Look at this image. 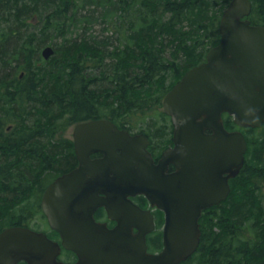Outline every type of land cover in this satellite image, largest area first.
Here are the masks:
<instances>
[{"label":"trees","instance_id":"16d2710c","mask_svg":"<svg viewBox=\"0 0 264 264\" xmlns=\"http://www.w3.org/2000/svg\"><path fill=\"white\" fill-rule=\"evenodd\" d=\"M229 1L0 0V231L29 226L26 218L42 213L41 172L74 166L67 127L108 118L131 130L162 106L219 42ZM251 3L248 18L264 25V0ZM45 45L54 48L48 59L40 54ZM223 118L226 128H239ZM239 129L247 141L241 177L203 211L199 246L180 264H264V197L250 181L264 175V123ZM152 241L160 248L161 233Z\"/></svg>","mask_w":264,"mask_h":264},{"label":"water","instance_id":"95a60500","mask_svg":"<svg viewBox=\"0 0 264 264\" xmlns=\"http://www.w3.org/2000/svg\"><path fill=\"white\" fill-rule=\"evenodd\" d=\"M251 8L250 0H230L219 20V42L164 95L173 146L157 163L143 133L131 134L108 119L74 126L78 164L51 181L40 200L60 242L42 231L9 226L0 231V264H180L192 256L202 211L226 199L229 179L244 164V134L226 129L222 113L239 127L264 123V25L247 18ZM53 53L51 45L41 50L44 59ZM95 152L102 156L91 159ZM168 165L175 169L167 173ZM136 194L163 211L159 251H147L154 220L129 198ZM98 207L117 222L113 228L94 220ZM62 248L77 260L59 259Z\"/></svg>","mask_w":264,"mask_h":264},{"label":"rangeland","instance_id":"374dc122","mask_svg":"<svg viewBox=\"0 0 264 264\" xmlns=\"http://www.w3.org/2000/svg\"><path fill=\"white\" fill-rule=\"evenodd\" d=\"M98 29L100 28L99 26H96ZM44 46L41 47V49ZM143 121L140 122L136 127L132 128L131 131L134 132H139L141 131V129H143V131H145L147 134L149 133L150 138L152 136V140H154L155 142H159L158 145L160 146V150H163L166 146H168L170 143L166 140L165 138L167 136L170 135L171 131V120L169 118V116H167L163 109L162 106L160 107H156L154 109H152L151 111L148 112V114L146 115L145 118H140ZM9 124L6 125V127L8 128L7 130L11 131L12 126L9 127ZM73 125L67 127V129L64 130V132L62 133L63 138H68L72 140V130H73ZM10 128V129H9ZM159 130L161 132L163 136H157L156 131ZM171 137V136H170ZM60 172H56L55 170L53 171H43L41 172L40 175V184L41 186H43V190L41 192V195L44 191V189L46 188V186L52 181V179L54 177H56ZM241 176H238L236 178H234V180L236 181V179H240ZM230 181L231 186H233L235 181ZM250 181L253 182L255 184V186L257 188L260 189V191H262L263 185H264V175H260V174H254L250 176ZM39 187V185H38ZM40 195V198H41ZM38 194L35 195V199L38 198ZM39 198V200H40ZM20 205V204H19ZM43 213H32L31 216H28L29 218H26L25 222L29 225L30 228H34V229H38V230H46L48 231V226H46V219L45 217L42 215ZM162 217V216H161ZM162 228V223L157 225V232H160ZM152 248V247H150ZM157 248H152V250H156Z\"/></svg>","mask_w":264,"mask_h":264},{"label":"flooded vegetation","instance_id":"af4514ba","mask_svg":"<svg viewBox=\"0 0 264 264\" xmlns=\"http://www.w3.org/2000/svg\"><path fill=\"white\" fill-rule=\"evenodd\" d=\"M34 17L35 16H33V18ZM118 127L126 128V127H121V126H118ZM172 129H173V126L171 124V128H170V131H171V133H170L171 139L170 140L171 141H170V144L168 146H166L163 150H160V148H159L160 146L154 140H150L149 137L144 132H142L149 140V144L147 145V148L152 155L154 163H157V161L159 160V158L162 155V152L166 148L173 146ZM131 132L134 133V131H131ZM73 151H74V149H73ZM74 155H75V152H74ZM101 156H102V154L99 152H95V153L90 154L91 159H97V158H100ZM75 159H76V162H75L74 166H72L69 170H71L77 166L78 161H77L76 155H75ZM174 169L175 168L173 165H168V169L166 170V172L169 173V172L173 171ZM129 198L132 200V202L135 205L139 206L141 209L150 210V212L153 216L155 227L152 231H150L146 235L147 251H149V252L158 251L161 247L157 248L156 250H152V248H155L152 246V243H153L152 239H153V235L157 232L156 229H157V225H158L160 217L162 216V218H163V211L156 208V207H151L148 200L141 194L129 196ZM93 218L97 223H99V224L104 223L108 228H113L117 224V222L115 220L109 219L108 213L104 207H98L97 209H95V211L93 212ZM47 224L48 223L46 222V226H48ZM162 227H163V222H162ZM131 229H132L131 230L132 234H136L138 232V229L136 227H132ZM46 233L48 236L50 235L49 237L52 238L53 240L60 242V236L55 230L49 228L48 231H46ZM160 233H161V242H162V228H161ZM150 247H152V248H150ZM67 252L68 251H66L65 249H61L59 259H61L63 261L75 262L77 260L76 254L74 252L69 251L70 256H67L66 255Z\"/></svg>","mask_w":264,"mask_h":264}]
</instances>
